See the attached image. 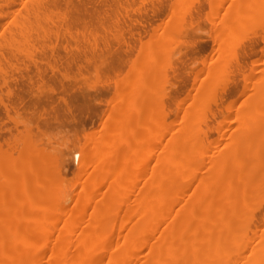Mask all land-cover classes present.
Masks as SVG:
<instances>
[{
  "label": "bare ground",
  "instance_id": "obj_1",
  "mask_svg": "<svg viewBox=\"0 0 264 264\" xmlns=\"http://www.w3.org/2000/svg\"><path fill=\"white\" fill-rule=\"evenodd\" d=\"M19 1L0 0V65L24 51L35 27H56L45 20L57 0ZM152 57L75 152L72 207L57 155L31 141L17 156L0 146V264H264V77L219 149L231 123L213 139L197 105L180 116L155 109L160 63ZM224 70L218 65L215 77Z\"/></svg>",
  "mask_w": 264,
  "mask_h": 264
},
{
  "label": "rangeland",
  "instance_id": "obj_2",
  "mask_svg": "<svg viewBox=\"0 0 264 264\" xmlns=\"http://www.w3.org/2000/svg\"><path fill=\"white\" fill-rule=\"evenodd\" d=\"M50 8L45 21L56 27L47 33L35 27L24 51L6 53L10 63L0 65V146L15 156L31 141L57 155L68 179L70 207L77 191L71 187L75 152L101 130L108 111L121 101L122 89L138 81L152 56L160 63L155 109L164 105L180 116L197 105L201 125L212 138L218 136V126L231 123L219 149L248 101L260 93L264 0H57ZM220 64L225 70L215 77ZM255 69L261 71L246 82ZM260 208L251 210L258 219Z\"/></svg>",
  "mask_w": 264,
  "mask_h": 264
}]
</instances>
